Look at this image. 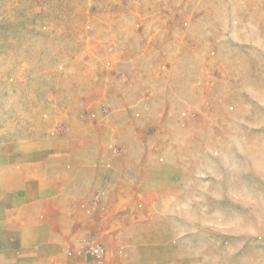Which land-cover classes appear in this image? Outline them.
Listing matches in <instances>:
<instances>
[{
	"label": "rangeland",
	"instance_id": "374dc122",
	"mask_svg": "<svg viewBox=\"0 0 264 264\" xmlns=\"http://www.w3.org/2000/svg\"><path fill=\"white\" fill-rule=\"evenodd\" d=\"M187 1L0 0V150L81 148L99 155L104 181L80 204L50 206L32 236H19V208L0 204V264H264V49L248 43L261 52L241 61L231 46L208 45L206 76L190 58L171 78L167 63L133 77L103 52H82L110 34L104 21L134 9L141 32L143 12L158 24ZM245 21L231 18L221 36ZM250 21L260 33L264 16ZM201 31L171 52L189 57ZM92 57L100 70L87 76L80 63Z\"/></svg>",
	"mask_w": 264,
	"mask_h": 264
},
{
	"label": "crops",
	"instance_id": "0c3cea01",
	"mask_svg": "<svg viewBox=\"0 0 264 264\" xmlns=\"http://www.w3.org/2000/svg\"><path fill=\"white\" fill-rule=\"evenodd\" d=\"M252 0H210L209 8H206L202 0H188L187 8L184 11H166L160 16V22L155 21L158 15L153 11L146 10L143 12L146 19L142 21V31L135 28V22L139 19L137 14L141 12L129 10L126 15L127 20L124 21L122 15L118 16V20L111 22H102L106 24L105 28L111 29L110 34L101 33V40L96 39V43L87 42L81 48L83 53L89 51L103 52L108 55V58L124 63L130 76L137 77L139 75L154 76L157 73L160 65L167 63L168 71L164 74L166 78L182 76L184 72L185 61L190 59L193 61L192 70L201 76H206L209 71L207 67L201 64V51L208 45H228L232 50H237L241 61H248L252 56H256L261 51L249 48L248 43H255L263 48L264 44V26L255 27L256 30L261 29L260 33L248 30L251 26L252 17L264 16L262 0L252 4ZM135 4V1H133ZM144 4V8L146 7ZM148 11V12H147ZM131 14H130V13ZM118 13L121 11L118 10ZM153 14V19L148 16ZM159 13V12H158ZM239 16L246 20L244 26L240 30L241 34H232L227 36L219 29L223 28L226 32L229 21L235 16ZM210 16L209 23L205 19ZM188 22L184 27L182 22ZM225 21V25L219 22ZM200 28L202 31L196 40L190 42L192 47L189 57L184 54H176L171 52L173 46L187 41V35L193 32L194 29ZM122 29H126L128 36L122 37ZM153 29H160L155 37L152 33ZM148 33V34H147ZM150 36L146 38V45H140V38L144 35ZM259 35L254 41V36ZM107 35L111 42L107 41ZM261 36L263 39H261ZM193 39L195 37L193 36ZM223 39V40H222ZM121 40V41H120ZM123 40V41H122ZM244 46V47H243ZM80 48V49H81ZM82 50V49H81ZM142 50H144L142 52ZM93 57L88 60H81V66L84 68V73L94 75L100 69H96L101 62L96 63ZM123 65H121L122 67ZM258 78V75L249 74ZM243 91V90H242ZM170 109H165V114L169 113ZM66 144V143H65ZM87 150L81 148L68 147H45L35 148L29 144H19V148L11 152L0 150V204H13L15 208H19V236L33 234L34 232L42 231V227L47 225L45 221L40 226V216H42L51 206L58 204L62 205H77L85 199H89L88 189L96 184L100 186L104 183L101 176V168H96L99 163V155L93 156L94 159H87ZM149 152L143 155L150 157ZM10 162L19 163V169L10 168ZM71 167L67 168L66 165ZM100 164V163H99ZM164 180L171 182L173 180V172L163 166ZM90 169V176L86 177L87 171ZM172 183L169 186H172ZM103 186V185H102ZM72 190H78V194H74ZM46 216H49L46 214ZM54 216V215H51ZM70 216V215H68ZM48 226V225H47ZM54 231L53 225L50 226ZM50 231V228L48 229ZM70 229L69 231H71ZM130 249L125 252L130 254ZM116 253H118L116 251ZM121 261H126L121 256Z\"/></svg>",
	"mask_w": 264,
	"mask_h": 264
},
{
	"label": "built area",
	"instance_id": "2783aa9c",
	"mask_svg": "<svg viewBox=\"0 0 264 264\" xmlns=\"http://www.w3.org/2000/svg\"><path fill=\"white\" fill-rule=\"evenodd\" d=\"M100 253L99 250H93L92 254L98 255Z\"/></svg>",
	"mask_w": 264,
	"mask_h": 264
}]
</instances>
